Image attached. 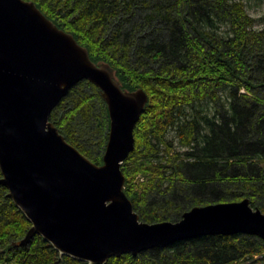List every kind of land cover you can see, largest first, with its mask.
Wrapping results in <instances>:
<instances>
[{
    "label": "trees",
    "instance_id": "trees-1",
    "mask_svg": "<svg viewBox=\"0 0 264 264\" xmlns=\"http://www.w3.org/2000/svg\"><path fill=\"white\" fill-rule=\"evenodd\" d=\"M30 1L93 62L109 63L123 89L147 93L134 149L121 164L140 220L174 222L203 200L246 197L264 211V13L250 12L264 0ZM49 120L102 163L109 118L97 86L76 83ZM7 192L0 185V264H87L60 256L37 234L19 245L30 222ZM247 262L264 264V239L234 233L180 239L104 264Z\"/></svg>",
    "mask_w": 264,
    "mask_h": 264
},
{
    "label": "water",
    "instance_id": "water-1",
    "mask_svg": "<svg viewBox=\"0 0 264 264\" xmlns=\"http://www.w3.org/2000/svg\"><path fill=\"white\" fill-rule=\"evenodd\" d=\"M104 99L109 132L102 163L88 159L49 120L76 83ZM148 95L121 87L113 67L93 62L74 36L30 0H0V185L29 220L19 245L37 234L60 256L104 264L154 246L209 234L264 239V212L247 198L223 209L193 206L177 221L149 225L126 196L121 164Z\"/></svg>",
    "mask_w": 264,
    "mask_h": 264
},
{
    "label": "rangeland",
    "instance_id": "rangeland-1",
    "mask_svg": "<svg viewBox=\"0 0 264 264\" xmlns=\"http://www.w3.org/2000/svg\"><path fill=\"white\" fill-rule=\"evenodd\" d=\"M254 4V2L252 1V0H250V4L251 5H253ZM250 12L252 13V15H255V16H257V15H261V14H263L264 13V8H261V7H259V6H257V5H255L254 4V6L253 7H251V9H250ZM89 90V89H88ZM77 119L76 120H74V124H76L75 126H78L77 124ZM86 134H87V131H86ZM88 134H89V132H88ZM91 135H92V133H91ZM91 142V144H92V147L94 146H97L98 144V140L97 139H93V140H91L90 141ZM104 152V151H103ZM85 156V155H84ZM87 157V156H86ZM88 159H90L89 157H87ZM91 161H93L92 159H90ZM142 179V178H141ZM246 198V197H245ZM243 199V198H242ZM248 199V198H247ZM241 199H239V200H233V199H223V200H216V201H214V200H203L202 202H199L200 203V205H194V206H201V207H209V208H211V209H214V210H219V209H223V208H226V207H228L229 206V203H231V202H234V201H240ZM249 200V199H248ZM193 207V206H192ZM191 207V208H192ZM133 208V207H132ZM191 208H189V209H187L188 211L191 209ZM133 211L135 212V210L133 209ZM186 211V210H185ZM262 212H264V211H262ZM137 215H138V218L140 217L139 216V214L137 213V212H135ZM181 218V217H180ZM139 220H140V218H139ZM140 221H142V222H144V223H147V224H149V225H153L154 223H158V222H156V221H154V222H149L148 220H143V219H141ZM161 221H171V220H168V219H163V220H161ZM161 221H159V222H161ZM171 222H173V221H171ZM240 234H247V233H244V232H241ZM22 239V238H21ZM20 239V240H21ZM19 240V241H20ZM145 250H147V249H145ZM143 251V250H142ZM141 252V251H140ZM139 253V252H138ZM137 253V254H138ZM8 264H13V263H8ZM238 264H248V262L247 263H238Z\"/></svg>",
    "mask_w": 264,
    "mask_h": 264
},
{
    "label": "bare ground",
    "instance_id": "bare-ground-1",
    "mask_svg": "<svg viewBox=\"0 0 264 264\" xmlns=\"http://www.w3.org/2000/svg\"><path fill=\"white\" fill-rule=\"evenodd\" d=\"M63 99V98H62ZM19 209V208H18ZM198 237V236H197ZM192 238H194V237H192ZM122 255V254H121ZM120 256V255H119ZM112 257H114V256H112ZM116 257H118V256H116Z\"/></svg>",
    "mask_w": 264,
    "mask_h": 264
}]
</instances>
